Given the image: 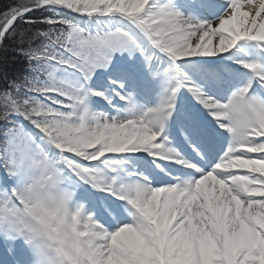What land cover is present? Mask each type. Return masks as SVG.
<instances>
[{"label": "snow or ice", "instance_id": "obj_1", "mask_svg": "<svg viewBox=\"0 0 264 264\" xmlns=\"http://www.w3.org/2000/svg\"><path fill=\"white\" fill-rule=\"evenodd\" d=\"M0 264H264V0H0Z\"/></svg>", "mask_w": 264, "mask_h": 264}]
</instances>
